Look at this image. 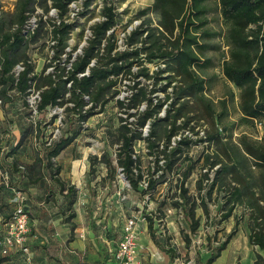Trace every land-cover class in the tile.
Returning <instances> with one entry per match:
<instances>
[{
	"label": "trees",
	"instance_id": "16d2710c",
	"mask_svg": "<svg viewBox=\"0 0 264 264\" xmlns=\"http://www.w3.org/2000/svg\"><path fill=\"white\" fill-rule=\"evenodd\" d=\"M72 1L74 0H52V4L58 8L60 17H63L68 11V4ZM210 1L151 0L150 5L139 9L137 14L143 15L151 9L157 16L162 30L150 27L149 19L146 18L142 26L135 28L127 36L129 49L113 51L115 36L113 33L109 35L106 33L116 23L117 15L113 7L107 5L108 0H105L101 9L104 19L91 25L92 36L87 40V46L83 48L82 54L77 55L72 61L71 69L65 74L64 67L60 66H57L54 72L44 73L47 64L42 67L40 73H36L34 64L27 62L29 42L24 38L21 26L27 17L26 12L32 8L35 0H16L12 11L3 10L0 15V98L3 100V107L6 102L12 101L15 94L25 95L32 83L39 82V110L45 111L49 106L70 102L72 106L66 107L73 110L79 120L84 121L96 113L94 108L97 104L102 107L110 94L117 92L119 76L125 72L130 73L134 64L140 66V75L147 78L159 75L164 79L161 89L166 91L171 87L173 95L171 98L169 94L165 95V101L169 98L170 101L163 119L169 122L168 126H165L166 137L161 147L154 139V135L155 126L162 120L152 121L153 127L146 139L150 153L155 156L156 163L162 155L165 159L166 172H172L178 159L180 144L185 140H181L176 146L168 147L171 136L188 125L192 118L188 112L197 111L202 106L210 119L211 130L208 135L215 145L213 159L210 162L212 167L215 166L212 188L223 195L224 205L227 206L223 217L230 216L238 204L248 209L251 220L248 241L257 249L253 264H264V256L261 254L264 253V0H215V10L223 24L222 30L218 32L208 27L210 21L208 14L212 10ZM87 3L88 1L85 2L86 5ZM72 27L71 22L62 20L54 28L56 57L64 51ZM40 30L30 38L31 42ZM215 37L220 40L218 44L210 42ZM223 44L227 46L226 51L222 48ZM209 50H220V71L224 79L238 89L240 120L245 123H259L261 128L259 139H252L247 134H241L235 139L231 128L221 124L229 114L228 103L234 98L232 90L229 91L228 98H221L217 103L204 94L214 77L207 73V68L212 65V56L207 54ZM141 54H145L144 59H141ZM93 58L96 61L90 67L89 74L77 76ZM162 58L165 60V67L153 75L149 74L143 61L152 62ZM20 61L25 63V68L15 76L12 69ZM163 73L166 75H162ZM68 82H71L69 87ZM137 85L138 83L131 86V89L137 91L132 94L130 105L140 99L151 104L152 99L147 92ZM84 95H87L91 102L86 108ZM118 102L123 105V101ZM162 105L163 102L160 101L143 112L128 115H138V126L141 127L148 119L156 118ZM180 118H183V121L177 124ZM122 120L125 121L120 126L117 164L131 187L138 190L141 195L144 190L153 187L155 182L148 180L146 188L139 190L138 183L142 178V172L138 165V156L136 154L133 156V143L140 137V131L139 129L132 131L128 126L130 122H127L126 118ZM68 124L69 126L73 124V118L69 119ZM8 131H12L11 127H8ZM37 137L41 139L40 134ZM22 138L23 135L16 143L17 146L21 144ZM70 142L71 139L64 134L53 139L50 144H46V141L39 142L40 146L33 150V160L14 163L9 168L10 174L24 175L30 183H35L44 175L46 168L54 169L52 175L57 173L58 168L54 165L53 157ZM157 166L159 167L158 163ZM134 169L137 172H134ZM67 190L73 194L75 188L69 186ZM186 191L184 186L180 187L183 199ZM202 204L206 210L205 203ZM184 211L190 221V229L195 231L199 225L198 219L190 220L189 210ZM146 218L150 238L162 255L163 264H174L175 249L165 246L158 240L154 217L146 214ZM235 231L236 227L216 246L213 245L211 238L208 239L210 241L207 249L210 255L206 264H211L220 256ZM184 239L186 242L189 241L186 236ZM7 259V255H0V264H4Z\"/></svg>",
	"mask_w": 264,
	"mask_h": 264
},
{
	"label": "rangeland",
	"instance_id": "374dc122",
	"mask_svg": "<svg viewBox=\"0 0 264 264\" xmlns=\"http://www.w3.org/2000/svg\"><path fill=\"white\" fill-rule=\"evenodd\" d=\"M39 1L43 6L46 4V0ZM86 1H88L87 5L85 4ZM85 2L74 18L71 17L70 7L64 15L73 24L71 30L73 34L68 35L67 45L60 56L56 57V53L53 54V58H51V62H54L53 70L57 66H63L69 56L72 57L75 53L79 54V49L83 51V48L88 44L86 39L85 44L82 45L84 37L88 34L86 29L100 12L94 5V0H85ZM150 2V0H134L135 7L130 8L133 12L135 8L140 9L141 6L150 4ZM215 3V0L210 1L212 10L208 14L210 20L208 27L218 32L222 30L223 24L218 19ZM3 5L5 7L9 3L4 1ZM44 35L45 32L41 29L32 39L33 46L27 50V56L32 58L34 66L38 67L35 70L36 73H40L46 63L44 60L48 57ZM219 41L218 37L210 40L213 44H218ZM54 51H57L56 48ZM207 54L212 56V65L207 68V73L214 76L207 90V98H211L217 103L221 98H228L230 90L234 92V98L230 99L228 103L229 114L221 124L231 128L235 139L241 134H247L252 139H259L260 127L258 124L245 123L240 120L238 89L234 88L220 75V50H209ZM139 67L134 64L130 73L121 74L116 85L117 92L110 94L102 107L97 104L94 108L96 113L84 121L79 120L78 115L66 107L72 106L68 102L53 107L49 106L45 111L38 110L34 114L27 102L31 91H27L25 95L15 94L12 101L6 102L8 105L12 104L15 108L10 110L5 118L11 123L22 125L21 134L23 138L18 146L13 143L14 141L0 143L1 150L6 147V150L4 149L0 154V168L3 157L7 159V156H12L16 152L31 154L35 147L40 146L39 142L50 138L57 139L64 134L71 139L74 149L58 159L61 160L62 164L55 161L56 167H62L65 172H68L66 181H64L66 187L74 184L78 186L71 194V198L81 202L85 222L90 230L102 236L100 241L104 248L109 246L116 251L122 237V227L126 218L138 214H151L155 220L158 240L176 251L174 264H206V260L210 255L207 249V244L210 241L208 239L211 238L213 245L216 246L226 238L234 227H236V231L226 248L211 264H249L250 259L253 256L255 257L257 249L248 241L251 224L248 209L244 205L238 204L235 205L230 216L223 217L227 208L224 205V197L211 186L202 196L197 194L201 200H196V188L198 187L194 178L200 168L208 166L213 158L209 160L205 157L198 158L195 155V148L185 140L180 144L174 169L172 172H166L165 162H157L159 167L157 166L155 156L150 153L147 147V140H135L133 148L136 156H138V165L142 172L138 188L139 190L145 189L144 181L153 180L155 182L153 187L144 190L141 195L138 190L131 187L129 180L118 166L120 126L125 121L122 119L126 118L127 122H130L128 126L132 131L140 129L138 115L130 116L128 113L143 112L165 97V91L161 89L164 79H161L159 75L151 78L140 75ZM162 75H166V73ZM38 83H32L31 87L34 90L40 89ZM136 83H138L137 86L143 87L147 95L152 98L151 104L146 101L147 105L144 108L142 104H145L143 103L145 100L141 99L130 105L133 99L132 94L137 91V89H131V86ZM155 93H158V95H154ZM235 96L237 97L235 98ZM139 98H141L140 95ZM118 100L123 101V105H120ZM86 102L85 108L91 105L89 98L86 99ZM188 114L192 115L190 121L205 124L208 132L211 130L210 119L202 106L197 111H190ZM165 115L166 109L163 111L160 108L156 118H150L146 121V123L149 121L148 129L150 133L153 127L152 121L154 119L162 120L155 126L154 135V139L158 141L160 147L165 141V126H168L169 122V120L163 119ZM71 118H73V124L69 126L68 122ZM183 118H180L177 124L183 121ZM18 130L20 132L17 127V132ZM38 134H40L41 139H38ZM214 149L213 142V152ZM134 172H137V170L134 169ZM0 180L4 181L1 175ZM55 182L53 185H55ZM0 186L5 187V184L2 183ZM181 186L187 188V194L183 201L180 194ZM8 194L11 193L8 192ZM60 196L61 194L58 193V198ZM49 199L51 200V196ZM202 202L205 203L206 210ZM185 209L189 210L190 220L198 219L199 221L195 231H192L189 227L190 221L187 219ZM67 219L71 223V214ZM135 231L139 236L137 264H163L162 255L150 238L147 218L137 220ZM40 233V238L47 237L45 230L41 229ZM185 236L189 239L188 242L185 241ZM16 264L36 263L33 256H31L30 262L27 263L23 254L17 252Z\"/></svg>",
	"mask_w": 264,
	"mask_h": 264
},
{
	"label": "built area",
	"instance_id": "2783aa9c",
	"mask_svg": "<svg viewBox=\"0 0 264 264\" xmlns=\"http://www.w3.org/2000/svg\"><path fill=\"white\" fill-rule=\"evenodd\" d=\"M85 0H74L68 4V11L70 7L71 17L74 18L77 15L78 11L82 9V5ZM105 0H94V5H96L97 10L100 12L96 18H94L91 22V25L95 22H98L104 17L101 15V9L104 5ZM4 2L0 0V15L5 7L3 5ZM108 6L113 7V11L117 15L116 23L107 30V35L113 33L115 36V49L113 51H123L125 49H129V45L127 44V36L137 27L142 26L143 22L146 18L149 19V26L153 28H157L162 30L161 26L158 23L157 16L155 13L149 9L145 14L138 15L137 11L138 8L133 10L130 7L134 6V0H108ZM150 4H145L141 6L140 9H143ZM67 11V12H68ZM130 12V13H129ZM27 17L21 26V31L26 40L29 42V47L33 46V42L30 41V38L41 28L45 32V43L47 44L48 53L47 58L44 60L47 66L45 67L44 72L50 73L54 72L53 70V63L51 62V58H53V54H55V47L56 44V37L54 36L53 30L54 28L61 23L62 20L65 22H70V19L60 17L59 10L57 7L53 6L52 0H46V4L43 6L39 3V0H35L32 8L26 12ZM91 25L87 27L86 36L84 37V41L82 43L85 44V40L89 39L92 36L91 32ZM72 30V29H71ZM69 31L68 35H72L73 31ZM89 36V37H88ZM81 45V46H82ZM104 45V42L102 43ZM223 50H227L226 45H222ZM82 54V50L79 49V54L75 53L72 57H68L66 63L63 64L64 73L66 74L72 66V61L76 58L77 55ZM145 54H141V59H144ZM95 58L91 59L88 66L85 68L83 72H78L77 76L88 75L90 71V67L95 64ZM28 63H33L34 61L32 58H27ZM44 64V65H45ZM143 64L148 68L149 74L153 75L154 72L158 71L160 68L165 67V60L157 59L152 62L143 61ZM43 65V66H44ZM25 68V63L20 61L16 63L12 69V72L15 76H17L23 69ZM35 70V69H34ZM35 72V71H34ZM221 72V71H220ZM221 76L222 73H220ZM66 77V76H64ZM71 82L67 83V87H69ZM27 91H31L30 95L27 98L28 106L30 107L31 111L36 114L38 112V103L40 101V89L34 90V88L29 87ZM164 91V90H163ZM169 94L170 98L173 95L172 88L168 87L165 91V95ZM207 96V91L204 92ZM68 95V94H67ZM154 95H158L155 93ZM84 99H88L87 95L83 96ZM151 98V97H150ZM157 98V97H156ZM166 100L165 97L160 100L163 102L161 109L164 111L170 101ZM152 99V98H151ZM157 100V99H154ZM142 107L144 108L147 103L146 100L143 101ZM68 104H72L68 102ZM3 105V100L0 98V107ZM60 109L59 107H57ZM61 110V109H60ZM179 121V120H178ZM149 121L145 123L143 126L140 127V137L136 140L145 141L150 133H149ZM180 123V122H179ZM260 127V124L258 123ZM221 130V128H219ZM53 138L49 140H45L46 144H50ZM181 140H186L188 144H190L193 148H195V155L199 157H205V159H211L213 154V140L208 135V130L205 124H198L194 121H190L188 125L180 128L177 132H175L170 139V144L168 147H172L176 145ZM2 150L0 149V154H2ZM198 153V154H196ZM135 156V152L133 154ZM160 163H164L165 159L160 156ZM22 169L23 167L20 166ZM214 168L210 164L206 167L200 168L199 172H197V176H195L194 181H197L196 188V200L200 201L201 198L197 196L199 194L202 196L204 193L207 192L208 188L212 187V180L214 175ZM0 173H3L6 178L8 177V173L5 171L3 172L0 168ZM148 181H144V184L147 186ZM146 188V187H145ZM186 188V187H185ZM187 189V188H186ZM15 208L10 213L7 218H0V255H8L14 251H20L26 262L29 263L31 260V250L27 243L28 240V232H29V214L26 207V196L21 194L19 191H15ZM187 194V191H186ZM183 201V197L181 196ZM149 215V214H147ZM151 215V214H150ZM146 214H138L133 215L125 219L122 230V237L118 243L116 252L114 254V258L117 261V264H137V256L139 252V243H138V234L135 231V225L138 219H145Z\"/></svg>",
	"mask_w": 264,
	"mask_h": 264
},
{
	"label": "crops",
	"instance_id": "0c3cea01",
	"mask_svg": "<svg viewBox=\"0 0 264 264\" xmlns=\"http://www.w3.org/2000/svg\"><path fill=\"white\" fill-rule=\"evenodd\" d=\"M6 1V11H12L16 0ZM151 1V0H150ZM35 70L38 67L34 66ZM36 72V71H35ZM15 106L6 103L0 107V143H17L21 138V126L11 123L5 116ZM8 127L12 132L9 133ZM17 127L20 129V132ZM261 136V128H260ZM260 138V137H259ZM73 142H70L57 156L53 158L54 163L58 161L62 164L60 157L70 153L74 149ZM6 150V147H3ZM70 151V152H69ZM72 157V156H71ZM34 153H14L12 156L3 157L1 170L8 173V177L3 173L0 175L4 181L0 180V218L8 216L15 208V191H19L26 196V207L29 214V232L27 243L31 250L34 262L37 264H117L114 258L115 249L101 245L102 236L90 230L85 222L84 209L81 202L71 198L66 181L68 172L62 167L57 173L52 175V168L45 169L44 175L35 183H30L26 176L10 174L11 166L14 163L31 162ZM56 166V164H54ZM9 181V183H8ZM55 182V185L53 183ZM58 182V183H57ZM62 184L64 189H62ZM10 192L11 194H8ZM61 192V193H60ZM58 193L61 196L58 198ZM51 196V200L49 197ZM71 206V208H69ZM66 207V208H65ZM69 208V209H68ZM71 214V219H67ZM32 215V216H31ZM45 230L47 237L40 238V230ZM81 231V232H79ZM73 232V233H72ZM79 232V235L77 234ZM139 239V236H138ZM107 243V242H106ZM139 243V242H138ZM139 253V252H138ZM264 256V253L261 252ZM5 264L17 263V251L7 255ZM246 257V256H245ZM253 256L249 264H253Z\"/></svg>",
	"mask_w": 264,
	"mask_h": 264
}]
</instances>
